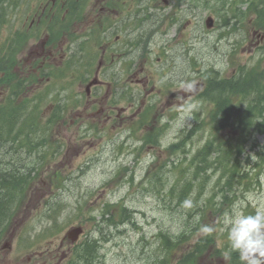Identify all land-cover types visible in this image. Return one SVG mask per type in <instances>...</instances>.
Here are the masks:
<instances>
[{
	"label": "rangeland",
	"instance_id": "obj_1",
	"mask_svg": "<svg viewBox=\"0 0 264 264\" xmlns=\"http://www.w3.org/2000/svg\"><path fill=\"white\" fill-rule=\"evenodd\" d=\"M198 6L200 12L192 20V30L187 37L185 50H182L184 45L179 42L177 50L172 52L175 58L171 60L168 72L172 76H167L166 81L174 82L173 86L177 87L181 101L177 106L176 120L164 127L159 144H147L142 138L147 132H156L159 126L155 123L156 115L160 119L168 118L169 111L162 104L153 105L156 115L148 123H145L141 114L134 113L133 110L127 112L124 121L122 116L110 119L107 118V113L94 110L93 114V111L89 112L94 103L88 99L85 86L73 82V77H68L69 80L67 78L66 84L74 86L75 92H72L75 98L67 93L70 90L67 88L66 105L70 109L61 112L64 127L54 126L49 129L56 151L46 159L40 172L33 173L29 188L25 191V200L20 202L15 217L0 239V264H34V261H27V255L45 248L51 250L39 255L38 264L72 263V256L68 252L69 243L72 242L65 235L71 227L78 224L84 226V235L80 236L82 239L87 236L99 239V256L95 264H163L165 247L160 233L175 235L188 224L189 231L195 229L194 232H198L199 236L205 234V227L214 229L217 233V246L223 249V245H228L227 232L222 226L224 213L230 212L237 203H243L244 210L249 212L253 208L248 202L264 197V157L262 159L258 153V149L261 151V146H264V132L254 135L257 144L250 141L245 149V159H239L243 168L252 176L246 174L235 185L231 201L226 204L221 203L222 193H219L216 184L220 171L208 178L203 187L198 184V180L194 181L193 198H187L184 206L177 207L176 198L170 194L174 189L175 195H178L182 184L191 177L194 165H190L186 158L190 159L210 138L209 126L204 132H198L185 146L187 153L180 150L172 154L165 147L179 141L182 131L194 126L198 118L196 114L200 115L199 119L208 120L211 104L196 100L203 89L202 70L209 66L225 76L234 75L239 71L240 65L249 66L258 59L259 47L252 39L251 26L245 20L240 31V54V47L236 48L238 32L234 28L223 29L221 17L215 10L211 9L213 13L200 3ZM206 15H213L215 30L209 31L205 27ZM1 31L4 33L7 29H0V33ZM174 36L175 31L170 29L168 39L176 40L177 37ZM167 43L165 41L166 46ZM168 63L169 59L166 65ZM84 79L85 74L79 81ZM50 85L44 93L35 92V95L40 94L44 99L43 102H37L41 105L42 117L49 110L54 113L61 86L60 78ZM180 88L194 93L192 109L187 107V103H182ZM49 91L52 92L50 97L47 96ZM140 93L136 87L131 88L133 97H138ZM163 94L165 93L154 90L151 102H160ZM102 99L105 100V96ZM64 101L65 95L62 103ZM104 105L106 104H95V107ZM143 109L144 105L140 112ZM73 119L75 123L71 122ZM98 123L102 125V129L98 128L102 133L94 129V124ZM105 126L110 127L109 130ZM221 133L224 138L228 134L227 129ZM6 161L0 163V169L9 166ZM23 164L26 165L24 162ZM15 167L21 173L25 171L18 165ZM155 174L161 176L160 183L163 186L159 184ZM214 193L216 204L213 209L220 206L221 211L213 213L209 207L205 209L206 216L202 220L200 215ZM108 203L113 207L107 217L112 210L115 209L118 213L121 206H127L128 221L119 225L118 222L116 226L110 221H102V212ZM92 216L93 219L90 218ZM27 244L28 246H24ZM180 255L176 250L175 257ZM175 261L174 257H170L167 264H175ZM197 264H231V260L228 254L211 249L203 253Z\"/></svg>",
	"mask_w": 264,
	"mask_h": 264
},
{
	"label": "flooded vegetation",
	"instance_id": "obj_2",
	"mask_svg": "<svg viewBox=\"0 0 264 264\" xmlns=\"http://www.w3.org/2000/svg\"><path fill=\"white\" fill-rule=\"evenodd\" d=\"M161 1L151 0L148 8L146 0H0V26L8 30L2 40L13 45L9 84L14 93L9 101L6 85L0 86V105H18L19 76L26 78L23 87L31 90L52 76L66 77L69 65L76 76L71 68L90 58L91 68L82 65L81 72L94 80L87 93L94 103L91 112L107 113L110 119L122 116L124 121L132 108L131 83L145 91L149 87L146 94L156 86L153 74L161 60L158 38L163 24H182L177 15L166 14L173 7L186 14L194 11L184 0L180 6L178 0ZM83 40L89 42V50L80 44ZM3 76L0 71V83ZM168 93L167 104L178 105L177 91L170 88ZM190 95L185 93L184 99ZM102 103L106 105L95 107ZM5 147L0 143V149L7 151ZM8 155L7 162L26 167L12 152Z\"/></svg>",
	"mask_w": 264,
	"mask_h": 264
},
{
	"label": "trees",
	"instance_id": "obj_3",
	"mask_svg": "<svg viewBox=\"0 0 264 264\" xmlns=\"http://www.w3.org/2000/svg\"><path fill=\"white\" fill-rule=\"evenodd\" d=\"M225 2L220 0L219 7H221ZM254 74L249 71H244L241 76V93L245 99H248L244 108L241 112H232L230 106V96L234 94L236 91V81L238 78H233V80H226L225 87L222 88V92L219 91V96L221 97V103L226 104V116H225V126H231L236 130L240 126V139L238 140L235 148L231 144H227L226 149L223 144L215 142L214 140L207 141L193 156L191 162L194 165L193 174L206 176L209 175V171L215 167L221 166L224 161L228 162L229 157L235 156L236 159L242 155L245 144L248 140L251 139L252 130L254 131H264V76L259 74L256 69L253 70ZM252 71V72H253ZM185 144V140L183 142L180 141L178 143L171 144L168 149L172 152H176L181 149V146ZM213 150H217L219 157L212 161L211 152ZM185 151V150H183ZM225 166V165H224ZM229 170L231 174H229V178H226L225 186L227 189L226 194L224 195V199L226 200L228 196V192L232 187V178L236 177V167L233 168H225ZM26 175L21 173L20 171H12V172H0V227L4 224L7 219V215L10 214V201L15 196H20L19 194L22 191V184L26 180H24ZM160 182V181H159ZM190 190V183L182 185L181 189L178 192V195H175L174 191L171 190L170 194L172 197H175L179 203L184 200L185 196L188 194ZM178 202H176L178 204ZM127 207H121V210L118 213H113L111 219H108L113 224L117 222L126 221L128 218ZM105 213L102 214V217ZM118 218V219H117ZM187 230L182 229L176 235H170L169 233L161 232L162 237V245H164V253L165 257H169L172 255V251L176 250V248H181L184 245V241L188 237ZM214 242L213 233H207L197 243L194 247H190V249L186 250L177 260L176 264H196L197 258L202 253L207 246ZM233 262L234 264H241L240 257L237 253L233 254ZM98 257V246L97 240L93 241H85L82 250L79 254H77L78 260L83 262V264H93L95 263ZM79 261V262H80Z\"/></svg>",
	"mask_w": 264,
	"mask_h": 264
},
{
	"label": "clouds",
	"instance_id": "obj_4",
	"mask_svg": "<svg viewBox=\"0 0 264 264\" xmlns=\"http://www.w3.org/2000/svg\"><path fill=\"white\" fill-rule=\"evenodd\" d=\"M254 209L246 212L243 203L234 205L222 218L223 229L231 252L239 254L241 264H264V197L248 202ZM205 233L214 231L205 227Z\"/></svg>",
	"mask_w": 264,
	"mask_h": 264
},
{
	"label": "water",
	"instance_id": "obj_5",
	"mask_svg": "<svg viewBox=\"0 0 264 264\" xmlns=\"http://www.w3.org/2000/svg\"><path fill=\"white\" fill-rule=\"evenodd\" d=\"M211 24V22H208V25H210Z\"/></svg>",
	"mask_w": 264,
	"mask_h": 264
}]
</instances>
